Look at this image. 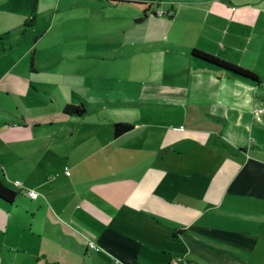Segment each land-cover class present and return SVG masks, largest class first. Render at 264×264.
Listing matches in <instances>:
<instances>
[{"label":"crops","instance_id":"crops-1","mask_svg":"<svg viewBox=\"0 0 264 264\" xmlns=\"http://www.w3.org/2000/svg\"><path fill=\"white\" fill-rule=\"evenodd\" d=\"M141 1L91 11L89 26H118L100 37L27 47L22 103L0 119V182L16 193L0 197V264H264V0ZM16 5L0 0V34L31 19ZM115 123L134 129L116 138Z\"/></svg>","mask_w":264,"mask_h":264},{"label":"rangeland","instance_id":"rangeland-1","mask_svg":"<svg viewBox=\"0 0 264 264\" xmlns=\"http://www.w3.org/2000/svg\"><path fill=\"white\" fill-rule=\"evenodd\" d=\"M17 1L19 5V9H17L27 11L31 19L25 21L19 31L13 30V32L4 33L8 35L5 45L11 43L12 49L0 56V119L5 116L6 111L15 113L19 103H22L14 98L12 88L15 85H23L25 83L24 74L32 69L31 56L26 54L30 44H35L43 35L47 39L60 38L58 40H61L66 38L77 39L82 42L84 39H89L92 34L94 38L100 37L103 33L116 30L118 26L112 23H103L102 20L95 21L89 26L88 19L91 11L95 16L106 14L107 17H121L123 15L121 13L125 15L134 14L135 7L132 4H126L118 8L111 5L110 1L142 2L141 0ZM34 18L36 22L31 21ZM47 28H51L52 31L47 30ZM1 51L4 50L1 48ZM60 63L59 65L64 69L70 68V62L61 61ZM78 65L80 68V63ZM9 67H16V69L11 71Z\"/></svg>","mask_w":264,"mask_h":264},{"label":"trees","instance_id":"trees-1","mask_svg":"<svg viewBox=\"0 0 264 264\" xmlns=\"http://www.w3.org/2000/svg\"><path fill=\"white\" fill-rule=\"evenodd\" d=\"M146 16V12L143 17ZM143 18L138 19L137 21H141ZM31 21H34L32 19ZM8 39L7 34L0 35V50L6 49L5 41ZM191 56L195 59H198L205 64L225 73L233 76L235 78H239L253 84H260L261 80L259 76L253 71L240 67L236 64L223 60L217 56L209 54L199 49H193L191 51ZM64 112L67 114H72L76 116H82L86 113V108L83 105H67L64 109ZM134 129V125L130 123H115L114 124V136L116 138L132 131ZM16 193L11 189L7 188L0 182V197L7 202H13ZM177 234V233H176Z\"/></svg>","mask_w":264,"mask_h":264},{"label":"built area","instance_id":"built-area-1","mask_svg":"<svg viewBox=\"0 0 264 264\" xmlns=\"http://www.w3.org/2000/svg\"><path fill=\"white\" fill-rule=\"evenodd\" d=\"M16 185L21 186L22 183L19 182V181H17V182H16ZM25 193H26L27 195H29L30 197H33V198H36L37 195H38L37 192L34 191V190H25ZM88 248H89V249H92V250H95V251H99V247H98L95 243H93V242H89V243H88Z\"/></svg>","mask_w":264,"mask_h":264}]
</instances>
